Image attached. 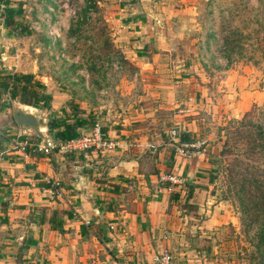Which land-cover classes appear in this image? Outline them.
I'll return each mask as SVG.
<instances>
[{
    "label": "rangeland",
    "instance_id": "obj_1",
    "mask_svg": "<svg viewBox=\"0 0 264 264\" xmlns=\"http://www.w3.org/2000/svg\"><path fill=\"white\" fill-rule=\"evenodd\" d=\"M122 3L13 0L10 12L16 14L0 8V18L8 23L6 17L14 15L20 28L0 35V69L33 74L49 94L68 93L65 110L61 108L65 113L79 111L81 105L115 107L136 99V107L145 103L147 117L157 120V107L172 108L160 114L174 127L152 125L154 153L162 143L160 132L176 153L183 135L195 141L200 152L182 161L198 162L193 177L198 182L178 171L184 183L174 196L186 226L178 230L177 246L170 249L173 264H264V134L256 127L264 125V0L196 1L197 13L181 17L177 44L172 39L174 46H165L171 53L163 50L164 63L148 66L151 71L125 59L130 34L119 30L116 15ZM148 3L152 9L159 5L156 0ZM38 73L43 77H36ZM145 88H152L155 97L139 100ZM160 91L168 94L159 97ZM28 106L37 108L40 119L44 116L38 111L43 104ZM28 106L16 103L0 86L2 149L5 143L14 145L12 130L21 126L16 115ZM174 109L186 110L178 125L168 122ZM187 121L193 124L190 131ZM92 125L82 133L90 132ZM194 185L204 190L202 195L194 193Z\"/></svg>",
    "mask_w": 264,
    "mask_h": 264
},
{
    "label": "crops",
    "instance_id": "obj_2",
    "mask_svg": "<svg viewBox=\"0 0 264 264\" xmlns=\"http://www.w3.org/2000/svg\"><path fill=\"white\" fill-rule=\"evenodd\" d=\"M120 1L123 3L116 11L119 30L130 34L124 47L125 59L143 67V71L164 63L161 54L163 57L167 53L163 50L171 53L165 46L176 45L183 32L181 17L196 14L198 8V0H156L159 5L153 9L148 6L151 0ZM12 2L0 1V8L10 12ZM6 24L1 17V36L10 31ZM187 60L182 63L185 68ZM0 70L2 74L10 71L6 67ZM35 76L43 77L39 73ZM144 90L146 93L139 100L155 97L152 88ZM50 94V105L38 109L44 115L40 116L45 126L35 130L21 125L16 131L11 129L17 136V140H11L14 145L5 143L7 146L2 149L0 143V264H154L157 253L177 246L178 230L186 226V216L178 215L175 192L161 177L172 169L177 173L183 170L188 180L198 182L193 180L198 162L183 166L186 159L178 157L162 132L158 134L162 143L157 152L153 151L152 125L160 127L157 129L174 127L165 123L160 114L173 109L162 104V109H154L158 121L147 117L145 103L136 107V99L115 107L85 109L81 105L83 109L65 113L61 108L69 94ZM167 94L160 91L157 96ZM14 101L21 105L17 98ZM185 111L174 109L168 122L178 125ZM53 116L61 122H76L80 133L101 121L105 137L115 147L81 154L45 155L31 150L25 154L19 147L26 140L53 136L48 126ZM184 124L192 130L193 124ZM46 178L58 180L60 185L53 187ZM194 186V193L202 195L204 190Z\"/></svg>",
    "mask_w": 264,
    "mask_h": 264
},
{
    "label": "built area",
    "instance_id": "obj_3",
    "mask_svg": "<svg viewBox=\"0 0 264 264\" xmlns=\"http://www.w3.org/2000/svg\"><path fill=\"white\" fill-rule=\"evenodd\" d=\"M7 0H4V2ZM13 1V0H8ZM57 3V0H55ZM60 11L61 6L57 5ZM59 21L56 22L58 24ZM35 28V27H34ZM38 30H40L38 28ZM115 147V144L108 140L104 133L102 124L96 121L92 125L90 132L81 133L79 136L67 140L58 139L55 136H48L47 138H42L40 141L35 139L26 140L19 148L26 154L29 150L42 153L45 155H50L55 152L60 153H76L81 154L89 150H97L99 152H106ZM198 144L195 141L191 142H180L176 147V151L181 158H188L199 154ZM46 180L51 183L53 187H58L60 182L58 180H52L46 178ZM162 181L168 182L169 190L174 192L177 186L184 183V179L178 175L177 172H166L161 177ZM154 264H173V255L170 249H165L155 255ZM115 264H125L123 262H116ZM139 264V263H137Z\"/></svg>",
    "mask_w": 264,
    "mask_h": 264
},
{
    "label": "trees",
    "instance_id": "obj_4",
    "mask_svg": "<svg viewBox=\"0 0 264 264\" xmlns=\"http://www.w3.org/2000/svg\"><path fill=\"white\" fill-rule=\"evenodd\" d=\"M10 13L13 14L12 11ZM6 18L9 21L7 25L10 28V31L13 33H18V28L20 27H18L15 19H13L14 15H10ZM227 42H230V38L229 40L227 39ZM0 84L4 86L5 90L7 89V92L11 98H17L21 103L26 105H33L38 107L43 104V106H47L51 100V95L46 91L45 85H43L42 82L38 81L33 74L12 71H8L2 74V71L0 70ZM249 113L250 112L245 113L242 122L247 118ZM48 126L49 131H51L53 136L62 140L75 138L81 134L78 131V125L76 124V122H61L57 117L51 118ZM257 126H260V131L262 134H264V125L257 124L256 127ZM183 136L184 137L181 139L182 142H191L187 138V135ZM260 241L263 242V245L264 233L261 236Z\"/></svg>",
    "mask_w": 264,
    "mask_h": 264
},
{
    "label": "water",
    "instance_id": "obj_5",
    "mask_svg": "<svg viewBox=\"0 0 264 264\" xmlns=\"http://www.w3.org/2000/svg\"><path fill=\"white\" fill-rule=\"evenodd\" d=\"M30 109L20 110L16 115L17 121L25 127H34L40 129V125L45 126V120L39 119L35 111L37 108L28 106Z\"/></svg>",
    "mask_w": 264,
    "mask_h": 264
}]
</instances>
